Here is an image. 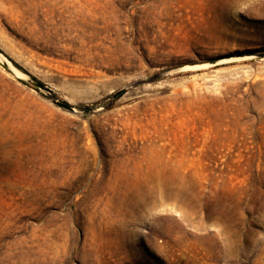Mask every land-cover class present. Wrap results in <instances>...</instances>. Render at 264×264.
<instances>
[{"label": "rangeland", "instance_id": "1", "mask_svg": "<svg viewBox=\"0 0 264 264\" xmlns=\"http://www.w3.org/2000/svg\"><path fill=\"white\" fill-rule=\"evenodd\" d=\"M0 264H264V0H0ZM124 89L114 101L113 93Z\"/></svg>", "mask_w": 264, "mask_h": 264}, {"label": "water", "instance_id": "2", "mask_svg": "<svg viewBox=\"0 0 264 264\" xmlns=\"http://www.w3.org/2000/svg\"><path fill=\"white\" fill-rule=\"evenodd\" d=\"M240 59H242V60H245V59H248V60L260 59V60H262V59H264V56H246V57H240V58L235 59V60H240ZM223 60H227V59L217 60L215 62L200 64V65H205L202 68H209V67H216L219 65H223V64L235 61V60H229V61L224 62L222 64H217L218 62L223 61ZM0 66H2L16 80L22 82L23 84L30 86L32 89L40 92L41 94H43L45 96H49L50 98L48 99V102L51 103L52 105H54L55 107H58L64 111L71 113V114L80 113V111H77L75 108L71 107L69 104L53 98L51 91L44 84H42L41 82H39L38 80L33 78L31 75H29V74L23 72L22 70H20L19 68H17L10 60H8V58L2 52H0ZM195 66H197V65H195ZM182 68H184V67H177V68L170 69L168 71H165L162 75L175 74V73H180L182 71H186V69H182ZM202 68L187 69V70H199ZM123 92H124V89H121V90L113 93L112 95H110L108 97V100L114 101L115 97L120 95V94H123Z\"/></svg>", "mask_w": 264, "mask_h": 264}, {"label": "bare ground", "instance_id": "3", "mask_svg": "<svg viewBox=\"0 0 264 264\" xmlns=\"http://www.w3.org/2000/svg\"><path fill=\"white\" fill-rule=\"evenodd\" d=\"M235 59H238V58H234V60ZM230 59H227V60H223V61H220V62H218L217 64H222V63H224V62H227V61H229ZM205 65H197V66H191V67H184V68H182V69H198V68H202V67H204Z\"/></svg>", "mask_w": 264, "mask_h": 264}, {"label": "trees", "instance_id": "4", "mask_svg": "<svg viewBox=\"0 0 264 264\" xmlns=\"http://www.w3.org/2000/svg\"><path fill=\"white\" fill-rule=\"evenodd\" d=\"M17 68H19L20 70H22L23 72H25L21 67L17 66L16 64H14ZM122 94L118 95L115 97L114 100H116L117 98H119Z\"/></svg>", "mask_w": 264, "mask_h": 264}]
</instances>
